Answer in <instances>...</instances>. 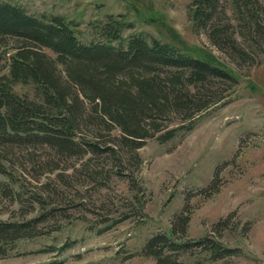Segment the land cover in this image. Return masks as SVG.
Wrapping results in <instances>:
<instances>
[{
  "label": "rangeland",
  "instance_id": "obj_1",
  "mask_svg": "<svg viewBox=\"0 0 264 264\" xmlns=\"http://www.w3.org/2000/svg\"><path fill=\"white\" fill-rule=\"evenodd\" d=\"M2 1L35 15H61L75 24L76 37L86 43L96 36L94 24L108 14L118 15L133 24L124 37L141 33L194 48L227 66L238 82L191 130L178 131L166 142L147 139L136 151L141 158L137 167L135 152L125 149L115 157L88 152L68 158L54 157L49 148L29 153L14 145L1 149L7 158H0L6 171L0 179L21 194L19 200L0 194V219L50 214L38 224L40 234L17 240L13 248L8 245L0 264H157L142 254L143 246L156 232L170 235L185 206L190 210L187 229L173 238L192 243L212 236L237 249V255L210 261L207 252L190 246L177 256L183 264H264V33L253 35L244 28L231 0H221L214 13L234 40L221 46L208 39V24H192V0ZM253 8L258 11L253 26L263 31L264 13L255 4ZM3 43L7 55L14 53L13 40ZM236 49L247 52L241 58ZM9 71V60L1 58L0 76ZM13 90L33 98L35 85L17 83ZM118 132L113 129L111 135ZM52 160L55 169L50 170L46 164ZM213 178L219 190L204 196L200 189ZM33 195L45 202L37 203Z\"/></svg>",
  "mask_w": 264,
  "mask_h": 264
},
{
  "label": "trees",
  "instance_id": "obj_2",
  "mask_svg": "<svg viewBox=\"0 0 264 264\" xmlns=\"http://www.w3.org/2000/svg\"><path fill=\"white\" fill-rule=\"evenodd\" d=\"M220 1L192 0L189 7L194 27L208 24L207 37L218 46L234 41L227 28L215 21ZM231 3L244 28L254 31L253 35L264 33L253 26L258 23L253 5L263 13L264 5L257 0ZM131 25L108 14L94 24L96 36L86 43L76 37L75 24L61 15H35L0 0V59L10 62L9 75L0 76V150L13 145L28 153L32 152L29 149L49 148L54 157L68 158L88 152H109L115 157L125 149L135 152L137 167L141 158L136 151L147 139L166 142L178 131L191 130L196 119L222 102L237 84L230 69L211 55L141 33L124 37L125 28ZM6 39L14 43L10 55L1 49L7 46ZM236 51L241 58L247 52ZM17 83L34 84L33 98L18 95L13 90ZM113 129L119 130L115 136L111 135ZM6 156L0 154V158ZM46 167L55 169V162L48 161ZM5 172L0 163V174ZM209 184L200 189L204 196L219 190L215 178ZM0 194L19 200L21 193L0 179ZM31 198L39 204L45 202L38 195ZM49 212L29 219H0V256L17 240L40 234L37 226ZM189 218L185 206L175 216L171 234H185ZM223 223L225 218L215 225ZM171 234H152L142 254L154 257L157 264H183L177 256L190 246L207 252L210 261L237 255V249L223 246L212 236L191 243Z\"/></svg>",
  "mask_w": 264,
  "mask_h": 264
}]
</instances>
